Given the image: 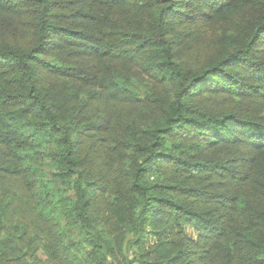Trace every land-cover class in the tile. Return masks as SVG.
<instances>
[{"label": "trees", "instance_id": "trees-1", "mask_svg": "<svg viewBox=\"0 0 264 264\" xmlns=\"http://www.w3.org/2000/svg\"><path fill=\"white\" fill-rule=\"evenodd\" d=\"M0 264H264V0H0Z\"/></svg>", "mask_w": 264, "mask_h": 264}, {"label": "rangeland", "instance_id": "rangeland-1", "mask_svg": "<svg viewBox=\"0 0 264 264\" xmlns=\"http://www.w3.org/2000/svg\"><path fill=\"white\" fill-rule=\"evenodd\" d=\"M187 236L190 237L191 239H195V235H194V233H192L190 230L187 232ZM152 243H153V241L151 240V241H150V244H152ZM39 260H40L41 262H44V258H39Z\"/></svg>", "mask_w": 264, "mask_h": 264}]
</instances>
